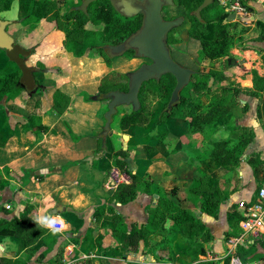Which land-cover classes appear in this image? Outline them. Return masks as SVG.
I'll use <instances>...</instances> for the list:
<instances>
[{
  "label": "crops",
  "instance_id": "obj_1",
  "mask_svg": "<svg viewBox=\"0 0 264 264\" xmlns=\"http://www.w3.org/2000/svg\"><path fill=\"white\" fill-rule=\"evenodd\" d=\"M243 1L251 8L249 17L264 23V0ZM53 26L49 23L40 24L39 27L46 32V40L40 42V47L52 35H58L64 56L46 46L41 54L39 47L35 54L25 61L28 68H34L36 62L40 61L46 68L60 70L58 73L45 71L37 76L42 79L41 85L44 89L39 113L42 125L47 131L36 139L25 137L16 117L27 115L30 109L21 108L19 105L11 107L10 123L5 122V115L0 111V206L8 207L9 212L0 213V219L18 218L27 209L32 210L36 218L59 217L63 221L64 231L56 232L60 238L48 252V248L41 241L32 247V253L25 248L22 241L10 236H0V264H54L57 261L61 264H84L86 261L91 264H189L180 239L175 241L172 251H157L156 257L144 247L143 241L140 242L137 253H128L123 247V240L118 239V234L114 232L116 225L109 219L93 218L94 209L105 205L112 206L114 213L123 217L127 227L131 224L142 225L147 220V209L156 197L138 194L137 198L126 206H120L113 201L116 187L125 183L121 182L123 178L127 182L128 177L117 171L120 182H115L117 177L112 173L116 169L112 164L110 149L127 151L131 173L140 178L149 176L154 185L161 187L173 200L183 198L182 191L177 196L171 195L170 187L174 181L188 185L200 173L220 180V188L226 201L221 204L218 217L214 219L200 214L198 210H193L192 213L206 224L213 237V240L205 245L206 255L199 256V261L205 264H225L229 258L228 240L223 238L232 230V221L227 219V213L232 212L235 206L238 212L236 202L254 199L258 187L264 186V168L260 169L258 165L254 168L248 163L251 155H259L260 160L264 161V121L257 119L259 99L240 94L237 97L238 103L246 107V110L232 117L234 127L225 129L221 126L214 135L215 138L236 140L240 132L232 131V128L244 126L253 130L254 140L245 149L238 168L233 171L218 168L209 161L207 154L211 147L207 140L199 134L195 135L194 139L186 137L187 124L176 118L166 120L169 127L167 132L160 131L164 122L157 125L155 119L142 128L123 131L118 126L117 131L111 127L110 131H105L103 114L107 111V106L104 110L103 103L86 100V96L92 98L97 95L100 83L106 75L111 72L129 74L139 63L134 61L135 63L130 65L133 60L121 57L109 61L103 57H75L64 50L61 39L63 33L53 30ZM256 47L260 51H242L235 48L231 52L232 56L239 58L238 65L234 69L228 68L225 73L231 76V81L240 89H252L254 75L264 77V51H261L264 50V42ZM192 65L197 67V64ZM193 69L195 72L198 70ZM55 89L70 99L68 108L60 115L48 110V102ZM236 108L237 105L232 107L233 111ZM169 133L180 137L184 135L186 141H194L191 154L181 151V141L176 142V147L171 150L166 143ZM162 135L165 140L159 139ZM124 136L127 137L125 141L122 140ZM118 137L124 143L119 148ZM101 138L105 144L103 147L107 146L108 151L93 162L98 154ZM145 146L152 148L150 154H146ZM136 158L142 159V166H137ZM182 163L184 166L179 170ZM167 167H171L168 170L173 172H168ZM169 180L172 181L166 184ZM49 196L51 199H48ZM256 249L262 252L258 244ZM43 253L45 255L41 257ZM220 259L224 260L219 262Z\"/></svg>",
  "mask_w": 264,
  "mask_h": 264
},
{
  "label": "trees",
  "instance_id": "obj_2",
  "mask_svg": "<svg viewBox=\"0 0 264 264\" xmlns=\"http://www.w3.org/2000/svg\"><path fill=\"white\" fill-rule=\"evenodd\" d=\"M13 1L0 0V13L9 11ZM84 1L70 2L73 7L62 17V20L69 24L66 28L63 46L75 57L86 55L92 58L103 57L109 61L111 58L105 55L104 48L117 46L136 33L142 25V15L138 14L131 18L120 17L107 0H99L90 4L84 12L78 11L77 7H80ZM203 1L174 0L172 7L163 9L162 19L173 21L183 18L189 23L187 34L191 39L199 42L198 54L201 62L212 63L225 60L235 49V42L229 29L235 27L237 23H224L230 13L224 8H219L217 0L203 9L199 17H196L194 12ZM236 1L245 8L247 16H250L251 8L243 0ZM18 2L19 16L23 20L8 23L9 28L33 21L32 24L30 23L31 28L27 29L31 31L39 26V22L42 20L60 23L54 0H18ZM255 25L260 29L257 42L263 43L264 23L255 21ZM55 28H63V26L58 24L55 25ZM243 33V31L239 32V34ZM168 36L166 44L176 43L169 42ZM237 40L242 41V37H238ZM47 44L55 47V51L64 56L58 36L48 40L44 46L42 45L38 50L39 54L44 51ZM36 49L35 46L24 48L15 42L10 51L0 50V111L5 115V122L10 123L11 107L19 105L21 108L30 109L27 115L16 117L22 135L30 139H36L47 131V128L42 125L39 113L42 97L44 98V89L41 85L42 79L37 76L50 70L60 72L59 69L46 68L40 61L36 62L34 68L26 67L25 61L35 54ZM240 49L242 51H259L256 48L245 46ZM124 55L135 57L133 51ZM128 78V74L111 72L102 79L97 95L92 98L86 96V100H96L107 105L109 93L127 92ZM252 84V89H240L231 81V77L225 71H216L208 67L202 68L194 74L189 84L184 88L186 95L180 93L178 103L168 108L176 81L171 75H163L159 80H151L142 85L138 94L139 110L131 109L129 113L120 117L118 126L120 130L127 131L131 128L146 127L154 119L157 125L171 118L184 120L187 122V128L191 135L199 134L207 140L211 147L207 154L208 160L218 168L233 171L238 168L245 149L254 140L253 130L244 126L232 128V131L240 132L236 140L215 138L214 135L221 126L225 129H230V126L234 127L231 121L232 117H235L232 107L237 105L242 112L246 110V107H242L238 103L237 97L240 94L255 96L259 99L257 119L260 122L264 121V77L260 78L254 75ZM147 90L160 96L162 107L158 113L149 114L146 112L142 95ZM69 102L68 97L55 89L48 102V110L60 115L68 108ZM159 139L165 140V137L162 135ZM103 145L105 144L101 138L98 154L93 162H96L108 151L107 146L103 147ZM144 149L146 154L152 152V148L148 146H145ZM110 151L113 167L120 174L128 177L127 182L120 183L116 187L113 201L120 206H126L133 202L138 194L156 196L155 201L147 209V220L142 225L131 224L127 227L123 217L120 214H115L112 206L97 207L94 209L93 218L111 220L116 225L114 232L118 234V239L123 240L124 246H122L128 253H137L139 244L143 241L144 247L148 248L156 257L157 251H172L175 241L180 239L184 249L183 253L188 258L189 264H205L199 261V256L206 255L205 245L211 242L213 237L206 224L198 216L193 215L192 211L198 210L200 214L214 219L218 217L219 208L226 201L220 188V180L200 173L188 185L172 183L170 193L173 197L177 196L179 192H183V198L173 200L161 187L155 186L149 176L140 178L131 173L127 151L122 149H110ZM248 163L252 164L254 168L255 165H258L260 169L264 168V161L260 160L259 155H251ZM1 183L0 173V185ZM31 211L25 209L18 218L11 220L0 219V236H10L22 241L25 248L32 253L34 252L32 247L41 241L48 248L46 250L48 252L60 235L40 227L36 223L35 214ZM0 213L9 214L8 209L2 206H0ZM227 219L232 221V230L224 236L225 240L237 237L241 232L238 227L240 214L236 211V206L232 212L227 213ZM257 242L247 243L244 247L237 249V255L243 263L261 261L264 264V242ZM257 244L262 248V252L257 251ZM45 253L41 254V257H44ZM14 264L22 263L15 262ZM54 264L61 263L57 261ZM84 264L91 263L86 261Z\"/></svg>",
  "mask_w": 264,
  "mask_h": 264
},
{
  "label": "water",
  "instance_id": "obj_3",
  "mask_svg": "<svg viewBox=\"0 0 264 264\" xmlns=\"http://www.w3.org/2000/svg\"><path fill=\"white\" fill-rule=\"evenodd\" d=\"M99 0H85L78 11H85L86 7ZM112 9L125 18H131L138 14L142 15L140 29L117 46H106L105 55L109 58L123 56L133 51L135 57L146 59L147 64L141 65L132 72L128 78L127 92H111L107 95V111L104 114V130L109 131L112 117L116 114L119 106H131L133 111L140 108L138 94L142 85L151 80H159L163 75H171L176 85L171 94L168 108L179 101L180 92L189 84L196 73L188 68L181 67L171 57L170 50L166 44L168 34L180 27L184 19L178 18L173 21H164L162 11L165 7H172L174 0H107ZM214 0H204L201 6L194 12L199 17L200 12L209 6ZM247 23L254 21V17L237 16L231 13L224 23L232 22ZM8 23L0 20V50L10 51L15 40L7 32ZM110 133V132H109ZM127 139L126 136L123 137ZM54 214L56 213L53 212Z\"/></svg>",
  "mask_w": 264,
  "mask_h": 264
},
{
  "label": "rangeland",
  "instance_id": "obj_4",
  "mask_svg": "<svg viewBox=\"0 0 264 264\" xmlns=\"http://www.w3.org/2000/svg\"><path fill=\"white\" fill-rule=\"evenodd\" d=\"M64 1H68V0H57V2L60 5H62V3ZM231 1H234V0H231ZM217 3H218L219 8H223V6L220 4V1H217ZM18 14L19 13H17V0H15L14 3L12 4V6H11V10L8 11V12H1L0 13V18L1 19H5V20L16 19ZM243 17H249V16H247V12H246L245 16H243ZM32 22H30V23L32 24ZM30 23L29 22H25V23H23L24 25H22V26L17 25L15 27H10V28L7 27L8 28L7 29V33L11 37L14 38L15 42H17L20 46H22L24 48L32 47V45H34L35 47L39 48L40 45H41L40 42H42L43 40H46V38L44 37L46 32L44 33L43 29H41V27H39V26H40V24L41 25L42 24H46V22L40 21L39 22L40 23L39 26L35 27L34 30L32 29L31 31H28L27 29L31 28L30 27ZM236 23L237 24H236L235 27H232V28L229 29V33L233 37L234 42H235V48L238 49V50H242V49H240V47L245 46L247 48L255 49V47L259 44V42H257V39H258L259 34H260L259 33L260 29L255 25V21L247 22V23H241V22L237 21ZM49 24L54 25L53 26V30L56 29V31H59V32L63 33V36H61L62 44H63L64 41H65L66 28H67V26L69 24H67L65 22L49 23ZM58 24L59 25L61 24V27L63 26V28H58V29L55 28V25H58ZM188 25H189V23L185 20V22H183V24L180 27H177L176 29L172 30L169 33V36H168L169 37V42H176V43L168 44V48L170 50V54H171L172 59L178 65H180L181 67H184V68H188V69L193 70V71H194L193 68H196V69L198 68V70H199V69L206 68V67H208L210 69H214L216 71H219V70L226 71L228 68L234 69L235 66L238 65V60L237 59H239V58H236V57L232 56V54H230V56L228 58H226L225 60L222 59L221 61H214L212 63H210L209 61L201 62L199 60V54H198V51L200 49V47H199L200 44L198 43V41L193 40V39H191L188 36V34H187ZM240 31H243L244 33L243 34H239ZM56 36H58V35H52L49 38V40L54 38V37H56ZM238 37H242V41L237 40ZM43 38H45V39H43ZM47 41H44V44H46ZM47 47L50 50H54L55 49V47H53V46H51L49 44H47ZM62 47L64 48L63 45H62ZM256 49L259 50V48H257V47H256ZM64 50H65V48H64ZM261 51H264V50H261ZM177 53H179L180 55L177 54ZM117 58L120 59V57H117ZM121 58L128 59V60L129 59L133 60V62L130 65L134 64L135 63L134 61H138V63H139L138 67H136L133 71H130V73L128 75H130L132 72L137 70L141 65H143V64H145V62H147V60H145V59H140V58H137V57H126L125 55L121 56ZM262 59L264 60V55L262 56ZM56 61H58V60H56ZM192 63H194L195 66L197 64V67H194V65H192ZM116 67H118V65H116ZM151 92L152 91L147 90L142 95L144 107L146 109V112L149 113V114H151L152 112L153 113H155V112L158 113L160 111L161 107H162L160 96L157 95V94H154V93L152 94ZM180 93L183 94V95H186L185 89L182 90ZM102 106H103V108L105 110L107 105L105 103H103ZM131 109H132L131 106H119V107L116 108V113L117 114H115L112 117V121H111V125H110L112 130H114V131L119 130L117 124L119 122L120 116L125 114V113H129L131 111ZM240 111H241V108L238 106L233 111V113H235V115H240ZM104 114H103V117H104ZM171 119H168L167 121H170ZM179 120H181V119H179ZM167 121H165L163 123V125H162L163 128H160V131L165 132L169 128L168 125H167ZM182 122L184 124L187 123L184 120H181V123ZM144 132L146 133V131H144ZM169 134L170 135L167 136L166 143L169 145V148H171V150L176 147V142L181 141V142H179L181 144V151L183 153H185V154H188V153L191 154L190 150H191L192 146L194 145L193 144L194 141L189 142L188 140L186 141L185 139H187L186 137H188L190 139H194L195 135H191L189 133L188 128H187L186 137L184 138V135H183V137L181 136L182 139H181L180 135H177L178 136L177 137L175 134H171V133H169ZM174 136H176V137H174ZM144 137L146 138V136H144ZM122 140L125 141L123 137H122ZM114 143H115V141H114ZM123 145H124V143L121 142L119 137H118V143H117L118 148L123 146ZM136 162H138L137 166H142V159L136 158ZM183 166H184V163H182L179 166V170ZM168 168L170 169L171 167H167L166 168V170L168 172H170V173L173 172V170L169 171ZM179 170H178V172H179ZM139 173L141 174L140 170H139ZM179 176H181V175L179 174ZM170 178L174 179V177H170ZM175 179H179V178H175ZM170 181H172V180L167 181L166 184H168ZM178 182L179 181H174V183H178ZM260 187H262V186H259L258 188H260ZM194 215H195V213H194ZM223 240H225V239L223 238ZM206 258H208V257H206ZM203 259H204V257H203ZM224 259H220L219 262L223 261ZM228 260H229V258H228ZM259 262H260V264H263L261 261H259Z\"/></svg>",
  "mask_w": 264,
  "mask_h": 264
},
{
  "label": "built area",
  "instance_id": "obj_5",
  "mask_svg": "<svg viewBox=\"0 0 264 264\" xmlns=\"http://www.w3.org/2000/svg\"><path fill=\"white\" fill-rule=\"evenodd\" d=\"M217 1H220L223 8L230 14L235 13L237 16L246 14L245 8L236 0ZM112 175L117 177L115 182H120L117 170ZM121 182H126L125 178L121 179ZM236 205L240 214L238 226L241 232L237 237L231 238L227 242V256H229L227 264H260V262L243 263L237 255V249L241 246L244 247L248 242H264V186L257 190L254 199L237 201ZM55 227L59 229L58 233L64 231L63 225L58 221Z\"/></svg>",
  "mask_w": 264,
  "mask_h": 264
},
{
  "label": "flooded vegetation",
  "instance_id": "obj_6",
  "mask_svg": "<svg viewBox=\"0 0 264 264\" xmlns=\"http://www.w3.org/2000/svg\"><path fill=\"white\" fill-rule=\"evenodd\" d=\"M15 1V0H14ZM14 1L12 2V4L14 3ZM55 1V3H56V5H57V12H58V18H59V21L60 22H65V23H67V21H64V20H62V17H63V15L64 14H66L67 13V11L70 9V8H72L73 6H71L70 5V2H74L75 0H68V1H64L63 3H62V5H60L58 2H57V0H54ZM12 4H11V6H12ZM110 4V3H109ZM89 6V5H88ZM87 6V7H88ZM87 7H86V9H87ZM78 8V7H77ZM10 10H11V8H10ZM9 10V11H10ZM6 12H8V11H6ZM82 12H84V11H82ZM163 12V11H162ZM17 13H19V2H18V0H17ZM118 16H120V17H123V16H121L120 14H118ZM161 16H162V14H161ZM0 20H2V21H5V22H7V23H13V22H20V21H22L23 20V18H20V16H19V14L17 15V18L16 19H9V20H5V19H1L0 18ZM43 22H46V23H55V22H47L46 20H42ZM185 22V21H184ZM68 23H69V21H68ZM8 27V26H7ZM8 29V28H7ZM7 29H6V32H7ZM168 45V44H167ZM146 60V59H145ZM147 63H149V61L147 60V62H145V64H147Z\"/></svg>",
  "mask_w": 264,
  "mask_h": 264
},
{
  "label": "clouds",
  "instance_id": "obj_7",
  "mask_svg": "<svg viewBox=\"0 0 264 264\" xmlns=\"http://www.w3.org/2000/svg\"><path fill=\"white\" fill-rule=\"evenodd\" d=\"M48 199H51L49 196ZM60 221L61 225H63V221L60 220L59 217H45V216H39L37 217L36 223L43 228H47L52 231L53 234H55L59 229L55 227V224L57 221Z\"/></svg>",
  "mask_w": 264,
  "mask_h": 264
}]
</instances>
